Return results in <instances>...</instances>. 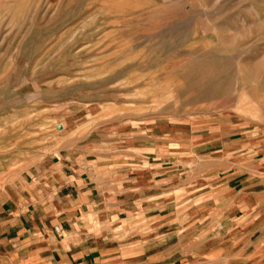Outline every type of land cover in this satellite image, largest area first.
<instances>
[{"label": "rangeland", "instance_id": "obj_1", "mask_svg": "<svg viewBox=\"0 0 264 264\" xmlns=\"http://www.w3.org/2000/svg\"><path fill=\"white\" fill-rule=\"evenodd\" d=\"M194 116L264 147V0H0V186Z\"/></svg>", "mask_w": 264, "mask_h": 264}, {"label": "crops", "instance_id": "obj_2", "mask_svg": "<svg viewBox=\"0 0 264 264\" xmlns=\"http://www.w3.org/2000/svg\"><path fill=\"white\" fill-rule=\"evenodd\" d=\"M235 126L163 121L140 151L65 153L7 179L0 248L21 264H264V147Z\"/></svg>", "mask_w": 264, "mask_h": 264}]
</instances>
